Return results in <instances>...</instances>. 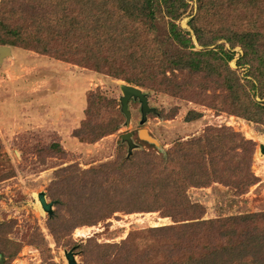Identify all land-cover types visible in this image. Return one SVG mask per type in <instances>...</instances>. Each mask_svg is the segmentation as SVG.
Returning a JSON list of instances; mask_svg holds the SVG:
<instances>
[{
	"label": "rangeland",
	"instance_id": "374dc122",
	"mask_svg": "<svg viewBox=\"0 0 264 264\" xmlns=\"http://www.w3.org/2000/svg\"><path fill=\"white\" fill-rule=\"evenodd\" d=\"M8 1L17 6L16 1ZM186 2L189 8L177 24L191 31L189 22L193 20L201 30L202 42L212 44L202 47L194 38V51L222 54L221 50H230L224 38L231 32L264 33V0ZM40 15L26 11L22 17L9 12L2 16L11 28L24 24L34 33L38 23L32 21ZM158 27L161 32L152 33L161 41L163 27L156 24ZM43 33L38 35L48 41L41 42L51 47L52 53L24 48L18 36L0 27V40L6 43L0 42V47L12 50L11 55L0 58V264H69L67 254L71 252L78 264H120L131 248V254L140 257L123 264H134L150 255L152 240L163 242L161 236L170 248L165 250L166 258L181 246L175 242L178 235L174 231L161 228L189 222L199 228L202 218L264 211V124L217 110L226 90H215L220 81L211 77L205 59L209 56L184 58L183 54L175 56L174 47L166 49L169 52L164 55L171 61L166 76L159 74L155 82L148 79V88H143L106 74L103 65L97 72L92 65L79 64L87 54L84 35L80 41L71 39L73 44L66 47L62 38ZM233 52L229 67L242 77L245 69L236 64L242 50L236 47ZM66 54L69 62L60 57ZM159 65L149 64L156 73ZM196 65L199 70L193 73L191 68ZM134 74L129 73L131 77ZM124 84L143 91L148 112H143L139 99L132 98L129 116L123 113ZM90 94L104 98L99 109L90 108ZM117 125L118 130L91 142L96 133ZM211 127L230 128L253 142L251 171L256 184L243 195L220 183L191 187L187 195L199 206L191 213L147 211L140 187L146 179L143 167L157 155L166 156L178 142L205 141L209 133L217 135L209 132ZM142 131L149 139L142 137ZM230 150L226 148L229 157L235 152ZM241 151L237 149L235 162L243 158ZM93 169L99 176L89 173ZM126 172L136 179L128 182ZM116 178L125 186L113 184ZM40 194L52 205L51 214L43 209ZM132 206L139 209H130ZM116 208L119 210L112 213Z\"/></svg>",
	"mask_w": 264,
	"mask_h": 264
},
{
	"label": "trees",
	"instance_id": "16d2710c",
	"mask_svg": "<svg viewBox=\"0 0 264 264\" xmlns=\"http://www.w3.org/2000/svg\"><path fill=\"white\" fill-rule=\"evenodd\" d=\"M15 1L17 6L10 4L12 2L8 0H0V27L10 29L26 49L41 54L52 53L51 47L44 43L48 39H42L43 36L38 35V32L62 38L61 41L67 43L66 47L73 44L71 39L77 38L80 41L84 35L87 41L84 42L83 49L87 54H83L79 64L86 67L92 65L90 68L97 72H101L103 65L108 70L106 74L143 88H148V79L155 82L159 74L166 76L171 62L165 56L169 52L166 49L174 47L177 49L175 56L183 54L184 58L187 55L209 56L205 59L212 69L211 77L220 81L214 88L226 90V98L217 104V110L249 122L264 124L262 32H231L230 37L224 38L230 46L229 51L221 50L222 54L216 51L198 52L194 51V38L202 47L212 44L202 42L201 30L193 24V20L189 22L191 31L184 30L177 24L189 8L186 0H13ZM26 11L41 13L37 20L32 21L33 25L38 23L34 33L27 25L11 28L3 20L2 15L6 12L22 17ZM156 24L162 25L164 40L158 41L152 33L157 30L161 32ZM141 38L144 39L142 43ZM0 42L6 44L2 39ZM236 47L242 50L236 61L239 68L245 69L242 77L229 67V63L234 60L233 50ZM69 54L60 57L69 62ZM151 63H159L160 72H154L152 66H149ZM185 63L187 65L190 62ZM192 68L193 73L199 70L197 65L195 69ZM131 71L135 73L132 77L129 75ZM241 81L244 83L241 84ZM165 89L171 90L168 86ZM97 97L96 94H90L91 109H99L102 105L104 98ZM118 127L117 125L109 130L103 128L91 142L113 133ZM211 131L217 132V135H211ZM209 132L205 141L195 138L192 141L178 142L166 156L157 155L150 160L149 166L146 164L143 167V179H146L140 187L141 193L145 195L147 211L191 213L199 208L190 202L187 195L191 187H208L213 183H220L243 195L249 187L256 184L257 177L251 171L253 142L230 128L211 127ZM228 147L231 148L230 152L235 151L236 154L234 152L229 157L230 154L226 151ZM238 148L244 152L243 158L242 154L239 156L242 162L241 159L235 162ZM89 173L95 176L100 174L94 169ZM124 175L128 177V182L136 179L129 172ZM114 183L125 186L117 178ZM136 207L132 206L130 209H139ZM117 210L119 208L112 213ZM200 222L199 228L191 222L179 227L161 228L166 229V232L172 230L178 235L175 242L180 244L182 252H175L173 256L169 254L165 258V250L170 248L165 244L167 239L161 236L163 242L152 240L148 244L150 255L147 253L144 261L138 260L134 264H264V211L213 220L202 218ZM128 242L125 244L128 245ZM132 249L124 254V260L120 264L139 259V253L131 254Z\"/></svg>",
	"mask_w": 264,
	"mask_h": 264
},
{
	"label": "water",
	"instance_id": "95a60500",
	"mask_svg": "<svg viewBox=\"0 0 264 264\" xmlns=\"http://www.w3.org/2000/svg\"><path fill=\"white\" fill-rule=\"evenodd\" d=\"M5 54L11 55L10 48L7 46L0 47V58L3 59ZM121 91L123 93V96L121 98L122 111L124 114H126V116H129V114H130L129 113V101L132 98H137L141 101L144 113L149 111L148 99L140 88L124 84L121 86ZM148 139H149V137H148ZM39 200H40V203H41L43 209L51 214L52 213V209H51L52 205L47 202L44 194L39 195ZM67 258L69 260V264H78L75 260L74 254L72 252L67 254Z\"/></svg>",
	"mask_w": 264,
	"mask_h": 264
},
{
	"label": "bare ground",
	"instance_id": "6f19581e",
	"mask_svg": "<svg viewBox=\"0 0 264 264\" xmlns=\"http://www.w3.org/2000/svg\"><path fill=\"white\" fill-rule=\"evenodd\" d=\"M141 135H142V137H144V138H148L149 136H148V133L146 132V131H142L141 132ZM78 235V234H77ZM82 236H83V234H82Z\"/></svg>",
	"mask_w": 264,
	"mask_h": 264
},
{
	"label": "crops",
	"instance_id": "0c3cea01",
	"mask_svg": "<svg viewBox=\"0 0 264 264\" xmlns=\"http://www.w3.org/2000/svg\"><path fill=\"white\" fill-rule=\"evenodd\" d=\"M12 50L10 49V52H11ZM12 53V52H11Z\"/></svg>",
	"mask_w": 264,
	"mask_h": 264
}]
</instances>
